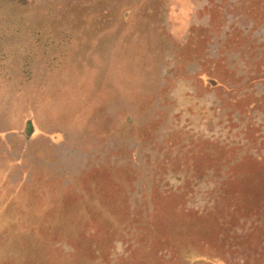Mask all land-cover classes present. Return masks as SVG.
I'll list each match as a JSON object with an SVG mask.
<instances>
[{"label":"rangeland","instance_id":"rangeland-1","mask_svg":"<svg viewBox=\"0 0 264 264\" xmlns=\"http://www.w3.org/2000/svg\"><path fill=\"white\" fill-rule=\"evenodd\" d=\"M0 264H264V0H0Z\"/></svg>","mask_w":264,"mask_h":264}]
</instances>
